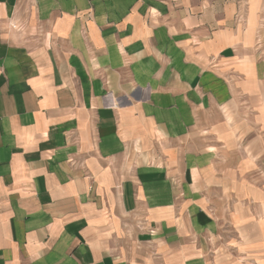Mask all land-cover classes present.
I'll list each match as a JSON object with an SVG mask.
<instances>
[{"label": "crops", "instance_id": "0c3cea01", "mask_svg": "<svg viewBox=\"0 0 264 264\" xmlns=\"http://www.w3.org/2000/svg\"><path fill=\"white\" fill-rule=\"evenodd\" d=\"M0 264H264V0H0Z\"/></svg>", "mask_w": 264, "mask_h": 264}, {"label": "rangeland", "instance_id": "374dc122", "mask_svg": "<svg viewBox=\"0 0 264 264\" xmlns=\"http://www.w3.org/2000/svg\"><path fill=\"white\" fill-rule=\"evenodd\" d=\"M225 115H226V118L227 119H231V117H232V111L226 110L225 111Z\"/></svg>", "mask_w": 264, "mask_h": 264}]
</instances>
